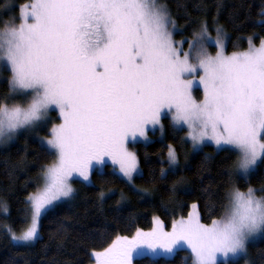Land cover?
<instances>
[{"label": "snow or ice", "instance_id": "obj_1", "mask_svg": "<svg viewBox=\"0 0 264 264\" xmlns=\"http://www.w3.org/2000/svg\"><path fill=\"white\" fill-rule=\"evenodd\" d=\"M213 24L215 38L202 21L192 39L178 43L175 21L155 0H32L3 23L0 68L9 75L8 91L0 94V143L21 130L46 128L51 111L60 120L39 139L53 159L42 166L35 191L24 200L18 228L5 225L10 242H34L42 219L73 197V178L88 181L94 164L105 157L131 183L140 169L127 143L147 140L156 127L163 132V116L177 132L186 130L181 146L190 142L195 150L211 143L234 152L229 175L247 177L264 163V38L256 45L248 37L247 49L229 54L223 28ZM194 88L202 98L193 96ZM167 149L162 179L178 168L177 149L171 144ZM182 184L183 178L172 190ZM256 192L230 183L219 215L208 224L198 211H190L173 220L168 231L153 217L150 230L137 228L93 250L94 264H132L144 249L169 258L185 251V264L189 259L218 264L220 257L229 264L230 255L243 253L246 241L264 232V195ZM0 208L7 213L5 201L0 200Z\"/></svg>", "mask_w": 264, "mask_h": 264}, {"label": "trees", "instance_id": "obj_2", "mask_svg": "<svg viewBox=\"0 0 264 264\" xmlns=\"http://www.w3.org/2000/svg\"><path fill=\"white\" fill-rule=\"evenodd\" d=\"M32 0H0V27L18 16L21 6ZM176 23L177 39H192L200 22L216 24L227 32V51L248 47L247 38L258 45L264 38V0H160ZM17 21V20H16ZM243 37V39H240ZM238 45V47H233ZM8 73L0 68V94L8 91ZM164 138L151 142L131 143L137 155L140 173L129 183L112 164L102 171L94 170L91 182H75V195L68 203L57 204L41 221L40 235L31 244L10 242L5 225L16 230L25 207L24 200L35 191L36 178L43 165L52 161L33 133L22 131L10 143H0V200L7 203V213L0 208V264H90L93 250L106 247L116 236H131L137 228L147 231L153 217H159L166 230L173 220L185 217L193 202L198 205L201 220L210 223L220 209V198L229 184L239 189L264 187V163L247 177L229 175L237 156L216 150L211 144L197 152L189 142L181 146L180 137L170 126L167 116L162 119ZM174 145L185 165L160 178V168L167 166V145ZM164 163H161V161ZM183 178V184L173 191V184ZM101 193H104L101 197ZM18 232V231H17ZM188 253L177 250L174 258L143 255L134 264H185ZM251 264H264V236L248 245ZM237 259L232 264H243ZM191 264V260L187 261ZM219 264H224L219 262Z\"/></svg>", "mask_w": 264, "mask_h": 264}, {"label": "rangeland", "instance_id": "obj_3", "mask_svg": "<svg viewBox=\"0 0 264 264\" xmlns=\"http://www.w3.org/2000/svg\"><path fill=\"white\" fill-rule=\"evenodd\" d=\"M32 1H30V2H28L26 5H28V4H30ZM155 2H156V4L157 5H160V6H164L165 7V5H164V3L162 2V1H160V0H155ZM25 6V5H24ZM21 7H23V6H21ZM166 8V7H165ZM169 13V12H168ZM19 14H20V11H19ZM19 14H18V16H19ZM170 18H171V16H170ZM15 23L18 25L19 23H20V21L19 20H17V21H15ZM176 31V29L173 31V33ZM210 35L213 37V38H215L216 37V32L214 31V33L213 32H210ZM173 39H174V41H176V42H181V41H183L184 39L182 38V39H177L175 36H174V34H173ZM224 39H225V41H226V39H227V32H224ZM227 44V43H226ZM259 45V44H258ZM184 48H185V50H187V44H184ZM245 49H247V48H245ZM245 49H238V50H236V51H243V50H245ZM212 51H214V49H211ZM226 51H227V49H226ZM229 54H231L233 51H227ZM193 96L195 97V98H197V99H200V98H202V91L201 90H198V89H196V88H194L193 89ZM57 112L56 111H51L50 113H49V117H50V122L47 124V127L46 128H36V129H34V130H21L20 132H22V131H28V132H32L33 133V135H34V137L36 138V139H40V138H47V136H48V129H50L51 127H52V125L53 124H58L59 122H60V120L59 119H57ZM164 117V116H163ZM163 117L161 118V124L163 125V123H162V119H163ZM20 132L16 135V137L20 134ZM164 129H163V132L161 131V129L159 128V127H156L155 129H150L149 131H148V133H147V136H148V139L147 140H145L144 138H142V137H137L136 139H135V141H133L131 138L129 139V141H128V143H127V147H128V149H129V151H132V152H134V150H133V148H132V146H130L131 145V143H136V142H144V143H147V142H151V141H153V139L154 138H159V139H163L164 138ZM185 133H186V130H185ZM15 137V138H16ZM14 138V139H15ZM14 139H12L11 140V142L12 141H14ZM8 143H10V141L8 142ZM189 144H191L190 142H189ZM209 144H211V143H208V144H205V145H209ZM3 145V144H2ZM205 145H202V146H200L199 148H197V149H195V150H193V148H192V150L193 151H195V152H197L198 150H200V149H202ZM211 145H213L214 147H215V149L216 150H220V149H218L214 144H211ZM173 147H174V145H172ZM191 147H192V145H191ZM178 156H179V159H178V168L177 169H180V168H182L184 165H185V163H186V160H182L181 159V156L178 154ZM105 164H112V166H113V168L117 171V173L120 175V173H119V170H118V166H116V165H113V163H112V161H111V159L110 158H108V157H105V160H104V162L103 163H95L94 164V167H93V169H92V172L94 171V170H96V171H102L103 170V167H104V165ZM262 163H260V162H258V165L253 169V170H250V173L252 172V171H254L256 168H258L260 165H261ZM166 168H168V164H167V166H166ZM140 169V168H139ZM141 171V170H140ZM92 172H91V174H90V179L88 180V181H84L82 178H80V177H78V176H76V177H74L73 178V180L71 181V183H72V186H73V188H74V190H75V182H74V180H80V181H82V182H85L86 184H89L90 182H91V175H92ZM140 173V172H139ZM138 173V174H139ZM138 174H136V175H138ZM136 175H134V177L136 176ZM241 175V174H240ZM250 175V174H249ZM121 176V175H120ZM243 176V175H242ZM122 177V176H121ZM125 179V178H124ZM134 181V178H133V180H132V182ZM237 187V186H236ZM252 188H254V187H252ZM254 189H257L256 187L254 188ZM241 190V189H240ZM247 189H244V190H241V191H246ZM74 195H75V193H74ZM74 195H73V197H74ZM256 195L257 196H260V195H258L257 194V192H256ZM72 197V198H73ZM71 198V199H72ZM71 199H67V200H62V201H60L58 204H60V203H68V201H70ZM193 204H196V202H193L191 205H193ZM57 207V205L54 207V208H56ZM190 211H198L199 212V210H197V209H193L192 207H190V209H189ZM158 217V216H157ZM185 217H187V216H185ZM159 218V217H158ZM181 217H179L178 219H180ZM160 219V218H159ZM178 219H176V220H178ZM203 222V221H202ZM153 223V222H152ZM203 223H205V222H203ZM206 224H208V223H206ZM153 226V225H152ZM152 226H151V228H152ZM150 228V229H151ZM149 229V230H150ZM171 230V227L170 228H168V231H170ZM148 231V230H147ZM39 232H40V228H39ZM17 234H19V232H17ZM264 236V232H261V233H257V234H255L254 236H252V237H250L247 241H246V246H245V251L243 252V253H241V254H238L237 256H229L228 258H227V260L229 261V264H232L231 262H234V261H236L237 259H243V264H251L250 263V259H249V256H248V245H249V243H251V242H256L257 241V239H259V238H261V237H263ZM37 240V239H36ZM36 240L34 241V242H36ZM34 242H32V243H34ZM143 255H149V256H153V257H158V256H164V257H169V254H167V253H163V252H161V251H157L156 253H152V252H149L147 249H144L143 251H141V252H138L136 255H135V257H134V259L136 258V257H139V256H143ZM134 259H133V261H134ZM132 261V264H134V262ZM219 262H223L224 264H225V258L224 257H220L219 258V261H218V264H219ZM90 264H94V260L90 263Z\"/></svg>", "mask_w": 264, "mask_h": 264}]
</instances>
